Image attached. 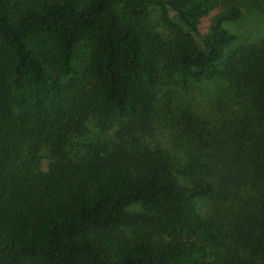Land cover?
<instances>
[{"label": "trees", "instance_id": "trees-1", "mask_svg": "<svg viewBox=\"0 0 264 264\" xmlns=\"http://www.w3.org/2000/svg\"><path fill=\"white\" fill-rule=\"evenodd\" d=\"M250 10L0 0V264H264V29L226 28ZM217 77L211 126L189 86Z\"/></svg>", "mask_w": 264, "mask_h": 264}, {"label": "rangeland", "instance_id": "rangeland-1", "mask_svg": "<svg viewBox=\"0 0 264 264\" xmlns=\"http://www.w3.org/2000/svg\"><path fill=\"white\" fill-rule=\"evenodd\" d=\"M245 14L246 11L244 10L242 14ZM249 16H246L245 20L246 22H242L240 24L236 23H227L226 28L229 30V32L234 33L237 36V39L235 40V44H246L250 42H254L258 40V38L261 36L263 33L264 29V21L262 20L261 16L258 13H255L254 11L250 10V13H248ZM245 16V15H244ZM208 18L204 17L201 19V27H204L207 23ZM242 18L240 19V21ZM218 62H216V66H218ZM206 82V83H203ZM207 84V85H205ZM219 84V78H215L213 80H196L193 81L190 84V91L191 94L194 98V101H197L200 103L202 106L205 105V115L207 114V119L208 122H210V125L212 126L213 124L219 126L218 122H221L222 118H224L225 114L223 111H214L212 110L209 112V107L211 108L212 106L210 105V100H208L207 95H209L211 92L209 90L217 88V85ZM170 87V86H169ZM160 91L159 94L162 95L164 93V87L163 85L160 86ZM170 90L173 91V88L170 87ZM206 93V94H205ZM206 97V98H205ZM202 113V112H201ZM47 165V160L43 159L41 161V166L43 169L46 168Z\"/></svg>", "mask_w": 264, "mask_h": 264}]
</instances>
